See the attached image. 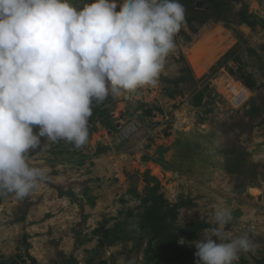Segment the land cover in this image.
Returning <instances> with one entry per match:
<instances>
[{
    "label": "rangeland",
    "instance_id": "rangeland-1",
    "mask_svg": "<svg viewBox=\"0 0 264 264\" xmlns=\"http://www.w3.org/2000/svg\"><path fill=\"white\" fill-rule=\"evenodd\" d=\"M180 3L156 87L94 102L81 149L30 150L47 178L23 200L0 194V264H195L217 207L258 245L238 264H264V0ZM213 34L198 76L190 51ZM228 82L249 100L234 106Z\"/></svg>",
    "mask_w": 264,
    "mask_h": 264
},
{
    "label": "clouds",
    "instance_id": "clouds-1",
    "mask_svg": "<svg viewBox=\"0 0 264 264\" xmlns=\"http://www.w3.org/2000/svg\"><path fill=\"white\" fill-rule=\"evenodd\" d=\"M185 13L180 0H0V194L23 200L47 178L30 150L83 148L94 102L156 87ZM232 219L230 208L214 210L192 242L195 264L256 253L247 231L228 230Z\"/></svg>",
    "mask_w": 264,
    "mask_h": 264
},
{
    "label": "bare ground",
    "instance_id": "bare-ground-1",
    "mask_svg": "<svg viewBox=\"0 0 264 264\" xmlns=\"http://www.w3.org/2000/svg\"><path fill=\"white\" fill-rule=\"evenodd\" d=\"M216 34H218V33H216ZM213 35H211V37H209V38L207 37V39L205 41L203 40L204 41L203 43L198 44L194 49H192L190 51L191 54H189V58L191 60L192 65L194 66L196 74L198 76L205 75L215 62L214 59H211L212 61L209 64L205 65L204 63H202L203 55L205 54L207 47L211 46L212 43H215L217 40L218 35H217V37L215 34H213ZM213 39H214V41H213ZM219 54H220V52H219Z\"/></svg>",
    "mask_w": 264,
    "mask_h": 264
},
{
    "label": "built area",
    "instance_id": "built-area-1",
    "mask_svg": "<svg viewBox=\"0 0 264 264\" xmlns=\"http://www.w3.org/2000/svg\"><path fill=\"white\" fill-rule=\"evenodd\" d=\"M227 94L232 98L234 106H240L248 101V89L243 85L242 82L227 83L225 85Z\"/></svg>",
    "mask_w": 264,
    "mask_h": 264
}]
</instances>
